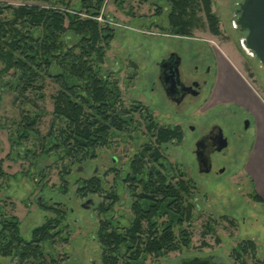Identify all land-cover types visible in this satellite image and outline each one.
Segmentation results:
<instances>
[{
  "label": "trees",
  "instance_id": "obj_1",
  "mask_svg": "<svg viewBox=\"0 0 264 264\" xmlns=\"http://www.w3.org/2000/svg\"><path fill=\"white\" fill-rule=\"evenodd\" d=\"M20 1L24 5L19 7L0 2V81H5L4 87L12 93L13 105L20 114L19 121H9L13 125L9 136L12 150H18L16 153L24 159L51 157L52 162L61 163L65 182L62 191L66 193L74 166L97 159L99 150L110 146L114 137H128L145 127L149 142L117 177L131 194L133 217L126 227L116 225L113 218L100 223L101 262L146 264L151 256L160 258L190 248L198 185L164 154L167 145L183 142V128L161 125L151 109L140 102L127 104L114 71L104 68L116 36L112 26L96 19L107 0H82L76 11L57 8L56 4L65 3L55 0ZM33 1L49 4L50 8L28 3ZM117 1L122 5L125 0ZM167 1L172 6L168 19L173 35L190 37L200 22V10L211 33L221 34L213 0ZM7 10L11 18L3 17ZM48 81L57 91L52 96L49 127L42 134L40 126L47 112L39 103L46 99ZM3 163L1 160L0 178L5 176ZM33 176L36 180L38 175ZM78 193L104 194L98 210L106 216L120 200L117 191L105 190L103 181L95 176L82 180ZM251 198L264 203L256 192ZM42 205L52 216L33 229L30 239L23 237L17 216L2 214L0 257L10 258L15 264H67L65 257L49 252L46 246L68 242V211ZM235 251L241 259L251 252L255 255L256 245L243 241Z\"/></svg>",
  "mask_w": 264,
  "mask_h": 264
},
{
  "label": "rangeland",
  "instance_id": "obj_2",
  "mask_svg": "<svg viewBox=\"0 0 264 264\" xmlns=\"http://www.w3.org/2000/svg\"><path fill=\"white\" fill-rule=\"evenodd\" d=\"M55 1L65 3L56 4L61 10L67 8L76 11L82 5V0ZM239 1L213 0V11L220 20L219 36L211 33L202 10L198 13V27L190 37L173 35L168 19L172 6L167 0H125L122 5L117 0H107L96 18L101 24L110 25L116 30L104 68L114 71L113 75L120 81L127 104L140 102L151 109L161 125H180L183 128V142L167 145L164 154L198 185L194 200L197 208L190 227L191 247L160 258L151 256L146 264H176L184 256L210 254L222 257L227 264H241L243 261L246 264H264V203L251 198L252 193H257L255 182L244 170L245 157L255 142L254 120L237 105L219 104L212 107L207 102L216 78L215 61L209 50L212 46L228 49L239 56L240 67L264 95V68L256 57L243 49L240 41L243 33L233 27V12ZM28 3L50 8L46 3ZM10 4L19 7L24 2L18 0ZM3 17L11 18V11L7 10ZM194 44L197 51L203 46L209 50L210 59H207L206 66L210 68V73L205 76L207 85L196 101L190 103L188 100L181 108L175 109L159 91L158 63L169 52L177 51L184 56L183 73L188 75L192 69L189 59ZM4 85L5 81H0V161L4 162L5 172V176L0 178V219L2 214L6 217L17 216L21 221L23 237L30 239L33 229L52 216L42 204L67 210L65 233L69 237L68 242L47 245L46 249L65 257L67 264H102L103 249L98 240L100 223L106 218H113L116 225L126 227L133 217L130 209L132 197L128 189L121 178L116 181L106 171L115 165L121 176L132 156L149 142L150 135L145 127H141L138 133H131V136L114 137L110 146L99 150L97 159L73 167L66 183L68 192L65 193L62 191L65 182L61 175V163L52 162L51 157H40L38 161L31 157L24 159L19 157L18 150H12L9 136L13 125L9 121H19L20 114L13 105L12 93ZM56 91V85L48 81L46 99L39 103L47 112L40 126L42 134L47 132L51 121L54 107L52 96ZM246 122H249L248 128ZM213 124L220 125L230 137L231 156L236 155V145L239 143L234 131L243 134L244 155L240 162H235V157L229 158V153L227 156L216 155L217 160L227 165L226 172L204 176L198 171L195 144L198 136L207 132ZM192 126L195 130L191 129ZM114 156L118 159L116 164L112 162ZM80 167L82 171H79ZM30 172L33 174L30 175ZM34 174L38 175L36 180ZM95 175L103 178L105 190H115L119 194V203L107 216L98 210L104 194L82 196L78 193L79 183ZM41 196L43 201H39ZM90 200L92 203L89 207H84ZM243 241H252L256 245V253L253 255L251 252L238 259L235 250ZM0 262L15 264L10 258L3 257H0Z\"/></svg>",
  "mask_w": 264,
  "mask_h": 264
},
{
  "label": "water",
  "instance_id": "obj_3",
  "mask_svg": "<svg viewBox=\"0 0 264 264\" xmlns=\"http://www.w3.org/2000/svg\"><path fill=\"white\" fill-rule=\"evenodd\" d=\"M239 16L234 21V27L245 35L241 37L243 49L250 55L256 57L264 68V0H243L240 4ZM182 58L177 53H172L168 59L161 63L163 84L168 97L177 103L183 102L189 93H198V84L192 87H185L180 81V66ZM170 72V73H169ZM170 79L166 81V79ZM167 83H171L167 85ZM249 122L246 123V128ZM194 130V127H191ZM229 146L224 130L220 125H214L208 135L201 137L195 144V155L199 172L210 173L212 170V155L222 152ZM82 167L79 171H82ZM39 201H43V196ZM92 200L84 204L89 207ZM214 256H184L176 264H225L223 258L213 263Z\"/></svg>",
  "mask_w": 264,
  "mask_h": 264
},
{
  "label": "crops",
  "instance_id": "obj_4",
  "mask_svg": "<svg viewBox=\"0 0 264 264\" xmlns=\"http://www.w3.org/2000/svg\"><path fill=\"white\" fill-rule=\"evenodd\" d=\"M17 1L0 0V2L7 3ZM212 50L216 78L207 102L212 107L219 104L237 105L247 111L254 120L255 142L245 157L244 170L252 177L257 193L264 200V95L259 92L240 67L239 56L228 49H216L212 46Z\"/></svg>",
  "mask_w": 264,
  "mask_h": 264
},
{
  "label": "flooded vegetation",
  "instance_id": "obj_5",
  "mask_svg": "<svg viewBox=\"0 0 264 264\" xmlns=\"http://www.w3.org/2000/svg\"><path fill=\"white\" fill-rule=\"evenodd\" d=\"M242 3V0H240L239 1V3L237 4V6H236V9H235V11L233 12V17H234V19H233V27H234V21L238 18V16L240 15L239 14V9H240V4ZM235 28V27H234ZM236 29V28H235ZM236 30H238V29H236ZM239 31V30H238ZM209 50H210V54H212L213 55V50H212V47H210L209 48ZM208 48H206V47H200L199 48V50L197 51L196 50V48H195V44H194V46H193V49H192V52L190 53V58L191 59H189V62H190V65L192 66V69L189 71V73H188V75H186L185 76V73H183V67H184V63H185V61H184V56L182 55V53H179V52H177V51H172V52H169L165 57H163L162 59H161V61L158 63V68H159V73H158V77H157V85H158V87H159V91H161L162 93H163V95H164V97L165 98H167V100H168V103L172 106V107H174L175 109H179V108H181L188 100H189V102L190 103H192V102H194V101H196L200 96H201V93H202V91H203V89H204V87L207 85V79L205 78V76H206V73L208 74V73H210V68H208V66H206V61H207V59H210V54L208 53ZM172 53H177L181 58H182V61H181V66H180V81L183 83V85L185 86V87H192V86H194L195 84H198V87H199V92L196 94V93H189L185 98H184V100H183V102H181V103H177V102H174V101H172L169 97H168V95H167V93H166V90H165V86H164V84H163V78H162V76H164V75H162V72H161V63H162V61H164L165 59H168L169 57H170V55L172 54ZM192 55V56H191ZM192 58L194 59V61L193 62H191V60H192ZM197 62H199V63H201V65L202 66H205L206 68L205 69H202L200 66V64L199 63H197ZM210 67V66H209ZM170 73V72H169ZM166 81H169L170 82V79L168 78V79H166ZM171 83H167V85H170ZM247 123V122H246ZM214 125H217V124H213L212 126H211V128L207 131V132H205L204 134H200L199 136H198V138H197V140H196V142L201 138V137H203V136H205V135H208L210 132H211V130H212V128L214 127ZM192 127H194V126H192ZM192 129V128H191ZM195 130V129H194ZM225 134V133H224ZM234 134H236L235 136H236V138L237 139H239V143L236 145V155L235 156H231L230 155V149H231V147H232V145H231V140H230V137H228L226 134H225V137L228 139V142H229V146H228V148L227 149H225L224 151H222V152H216V153H214L213 155H212V170H211V172L210 173H203V174H201L200 172V174L201 175H204V176H206V175H212V174H217V175H222L223 173H225L226 172V169H227V165L226 164H224V163H222V162H220L219 160H217L216 158H215V156L216 155H225V156H227L228 155V153H229V158L230 157H235V162H240V160H241V158H242V155H244V151H243V148H244V139H245V137H244V135L243 134H238V133H236L235 131H234ZM243 153V154H242ZM195 157H196V155H195ZM227 157V158H228ZM234 159V158H233ZM117 157H113L112 158V162L114 163V164H116L117 163ZM232 160V159H231ZM233 161V160H232ZM116 166L114 165V167H110L107 171H106V173L108 174V172H109V174H112L113 176H114V179L117 181V177H118V175H120L119 173H120V170L119 169H116L115 168ZM97 171V170H96ZM198 171H199V168H198ZM105 173V174H106ZM106 174V175H107ZM95 177H97V178H99V179H101V180H103V178H101L99 175H95ZM115 181V182H116ZM130 194V193H129ZM130 196H131V194H130ZM211 256H214V258H213V260H212V262L213 263H216V262H218V259L219 258H222V257H220V256H218V255H213V254H210ZM210 255H204V256H210ZM223 261H224V263L225 264H227V262L225 261V259H223Z\"/></svg>",
  "mask_w": 264,
  "mask_h": 264
}]
</instances>
